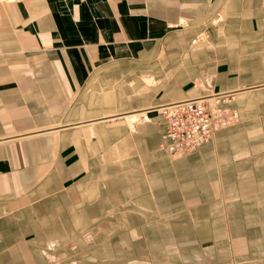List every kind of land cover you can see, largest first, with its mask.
<instances>
[{"label":"crops","instance_id":"crops-1","mask_svg":"<svg viewBox=\"0 0 264 264\" xmlns=\"http://www.w3.org/2000/svg\"><path fill=\"white\" fill-rule=\"evenodd\" d=\"M238 81L251 88L219 104L237 110L233 124L189 156L161 149L155 108ZM139 116L130 136L124 119ZM135 154L154 196L132 199L130 187L147 186L119 179L106 185L122 197L104 199L88 173L107 156L134 179ZM120 203L147 233L152 217L178 233L156 248L174 264H264V0H0V264H49L75 224ZM151 240L133 264H155Z\"/></svg>","mask_w":264,"mask_h":264},{"label":"rangeland","instance_id":"rangeland-1","mask_svg":"<svg viewBox=\"0 0 264 264\" xmlns=\"http://www.w3.org/2000/svg\"><path fill=\"white\" fill-rule=\"evenodd\" d=\"M222 21V20H221ZM220 22V21H219ZM222 32V29H220ZM206 40L208 41L206 35H202L200 40ZM213 82L208 85H202V88L205 89L201 94L204 93H212L210 96H223L221 93H230L231 95L229 97H223L218 100H214L209 102L211 106L219 105L220 103H226L228 105H232L236 100H237V95L242 92H246L249 88V86L245 87L246 85L242 84L241 81L236 82L235 84L229 85L226 89H231V90H225V91H217L216 87L214 86ZM200 94V95H201ZM158 107V106H156ZM160 107V105H159ZM154 108V107H152ZM158 109V108H155ZM223 109H231V108H223ZM134 112V111H133ZM156 113V111H155ZM226 113H229V111H224V115ZM134 114V113H132ZM130 114V116H132ZM161 114V113H160ZM147 118V117H146ZM143 119L142 117H137V118H130V119H124L125 120V125L127 126V129H129L130 136L134 133L136 127L138 124L142 123ZM236 120H230L226 126ZM109 124H114L116 123V120L112 121H107ZM221 129V128H220ZM219 131V130H218ZM217 131V132H218ZM215 133L214 137L211 139L213 140L216 137ZM91 139V137H90ZM200 149V148H199ZM198 149V150H199ZM198 150L192 152L195 153ZM167 155L171 156L172 159H177V158H182L189 156L191 154H186V155H172L169 154L166 151ZM136 158H133V161H130L127 165L128 170H131L133 172L134 176H137L134 179H125L129 178L128 174L125 175L126 173L124 170L119 171L120 166L117 164V166H111L109 162L111 161L107 156H102L98 160V165L100 167V174H94L92 175L88 173V177L91 176L90 182L94 180V177L98 178L100 177V182H101V193L102 197L104 199L109 198L112 193L116 195V191L119 190L118 194V200L122 197L120 195V190H123L122 187L119 189H116V187L111 188L106 185L110 181H113L118 184L121 181L124 184L128 185H134L135 183L141 184L145 183L147 186V190L143 191L142 186H136V188H132V192L130 194H134L132 196V199H135L136 197L139 196H147L150 194V196H154V190L153 187L151 186V177L149 176V168L146 167L147 163L145 161L141 162V157L140 155L135 154L134 155ZM91 158V157H90ZM89 158V159H90ZM91 163V162H90ZM113 169H117V172L113 171ZM123 173V174H122ZM124 176V177H121ZM133 176V177H134ZM119 179H121L119 181ZM87 195H88V202L94 198L95 196L90 195V190H87ZM108 209L105 211L104 214V221H99V222H92V223H87V225H80V223L75 224L77 230L80 232L78 233L76 230L74 231V237L72 239H68V241H64L63 246H65L69 251L67 253L64 251L62 254L55 258H50L49 259V264H79L80 261H85L88 260V257L90 255L94 256H102V255H110L109 260H114L111 264H133V258L141 257L143 255V249L141 248V244L139 242H145L146 237L150 238L153 237L154 240H151L150 244H152V249L149 251L151 255L149 256L150 259L153 258V262L155 264H174L173 261L175 259L174 255H167V253L161 249V250H156V248L159 246L158 243H162L161 246H163L165 239H162V236L165 234H169L170 236L168 238L172 239V243H176V240L178 239V233L176 231H165L160 232L158 230L162 229L161 224L156 222L159 218L157 217H152L150 219H147L149 223L154 222V225H151L148 227V229H153L150 233H147L145 229L146 221L143 218H137L135 217L134 219L128 218V207L124 203H120L119 208H114L109 210V205H107ZM136 208L138 206L135 205ZM109 210V211H108ZM131 212V209H129ZM138 211L133 212V215H137ZM131 224L129 225V223ZM74 226V228H75ZM104 227L103 230L97 231V227ZM83 227L81 230L80 228ZM133 230H138L135 234L132 233ZM168 232V233H166ZM75 235H77L75 237ZM67 244V246H66ZM190 248H186V250H189ZM88 251H91L89 253L93 254H88ZM172 252H174L176 255H178V248L172 247L171 249ZM161 253L163 257V261L166 260H172L170 263H161V260L158 258L159 255L157 256L156 254ZM159 262V263H158Z\"/></svg>","mask_w":264,"mask_h":264},{"label":"built area","instance_id":"built-area-1","mask_svg":"<svg viewBox=\"0 0 264 264\" xmlns=\"http://www.w3.org/2000/svg\"><path fill=\"white\" fill-rule=\"evenodd\" d=\"M212 93H204L175 103L160 105L158 110L167 123V132L161 144L169 154L186 155L198 150L205 142L211 141L215 133L226 127L230 120L238 118L237 110L211 106L207 97ZM229 97L230 93H223ZM224 111H229L226 118Z\"/></svg>","mask_w":264,"mask_h":264},{"label":"bare ground","instance_id":"bare-ground-1","mask_svg":"<svg viewBox=\"0 0 264 264\" xmlns=\"http://www.w3.org/2000/svg\"><path fill=\"white\" fill-rule=\"evenodd\" d=\"M223 97H225V96H220V95H218V96H211V97H207V100L209 101V102H211V101H214V100H218V99H220V98H223ZM176 102H178V101H176ZM219 106V105H218ZM160 111V110H159ZM154 112V111H153Z\"/></svg>","mask_w":264,"mask_h":264}]
</instances>
